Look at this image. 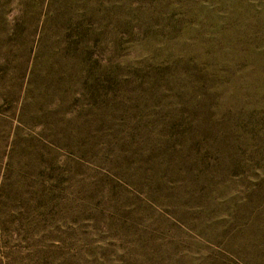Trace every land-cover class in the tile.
<instances>
[{"label": "rangeland", "instance_id": "obj_1", "mask_svg": "<svg viewBox=\"0 0 264 264\" xmlns=\"http://www.w3.org/2000/svg\"><path fill=\"white\" fill-rule=\"evenodd\" d=\"M0 264H264V0H0Z\"/></svg>", "mask_w": 264, "mask_h": 264}]
</instances>
